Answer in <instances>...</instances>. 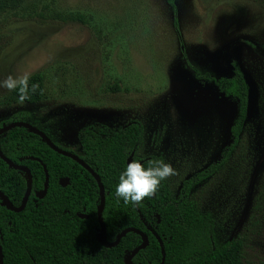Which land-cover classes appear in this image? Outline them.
<instances>
[{
	"label": "rangeland",
	"instance_id": "1",
	"mask_svg": "<svg viewBox=\"0 0 264 264\" xmlns=\"http://www.w3.org/2000/svg\"><path fill=\"white\" fill-rule=\"evenodd\" d=\"M175 5L177 28L167 0H22L0 10V80L41 73L44 85L40 101L23 104L0 88V122L26 111L20 121L79 154L81 127L139 120L138 155L177 170L167 179L175 194L219 159L236 115L234 100L187 63L218 78L235 62L248 85L240 141L191 197L214 217L218 242L240 235L243 264H264V0ZM32 7L42 16H28Z\"/></svg>",
	"mask_w": 264,
	"mask_h": 264
},
{
	"label": "trees",
	"instance_id": "2",
	"mask_svg": "<svg viewBox=\"0 0 264 264\" xmlns=\"http://www.w3.org/2000/svg\"><path fill=\"white\" fill-rule=\"evenodd\" d=\"M21 2L0 0V10L4 11L9 5L13 8ZM167 3L173 26L177 28L175 0H167ZM28 13L30 17L42 16L34 7ZM73 18L71 14L63 17ZM187 65L197 79L214 84L236 103V115L230 126V142L223 148L217 161L183 180L177 193L171 191L166 179L153 197L134 205L125 204L115 196L119 175L126 168L128 157L134 152L133 159L139 160L145 167L149 161H163L161 155H137L144 136V126L139 120H133L117 130L99 123L82 128L78 136L82 151L79 156L98 174L104 187L102 220L107 241L113 242L126 227L138 228L147 235L148 244L133 256L134 263L243 264L242 237L238 235L218 242L214 217L200 209L197 201L191 197V191L216 173L239 144L247 117L248 85L234 63L231 76L218 78L200 73L189 62ZM32 84H38L39 88L36 93L29 91V99L25 102L35 103L43 98L41 73L30 74L29 88ZM11 92L18 99V92ZM29 114L26 111L15 112L0 122V127L20 121ZM0 151L12 162L27 166L32 178V192L23 210H10L0 198L3 264H125L124 257L141 243V236L128 232L114 247L107 248L100 244V226L96 215L99 187L85 168L51 149L40 136L24 127H13L2 133ZM30 156L40 159L48 172L46 194L36 201L33 191L43 188L45 175L40 162L26 158ZM61 177L69 179L66 186L59 184ZM26 186L25 172L12 168L0 158V190L13 205L21 203ZM78 213L87 214L88 217L80 218Z\"/></svg>",
	"mask_w": 264,
	"mask_h": 264
},
{
	"label": "water",
	"instance_id": "3",
	"mask_svg": "<svg viewBox=\"0 0 264 264\" xmlns=\"http://www.w3.org/2000/svg\"><path fill=\"white\" fill-rule=\"evenodd\" d=\"M13 127H24L26 129H28L29 131L37 134L38 136H40L50 147L51 149H53L54 151H56L57 153L69 157L71 159H73L74 161H76L77 163H79L83 168H85L96 180L98 187H99V205L97 207V221L99 223L100 226V234L98 237V241L100 242V244L104 247L110 248V247H114L116 246L121 238L128 232H134L137 233L138 235L141 236V243L139 245H137V247H135L128 255H126L124 257V263L125 264H143V263H134L132 261L133 256L141 249L145 248L148 244V237L147 235L139 230L138 228L135 227H126L124 229H122L116 236L115 240L113 242H108L106 239V227L105 224L102 220V211L104 208V204H105V192H104V187L103 184L100 180V177L98 176V174L81 158L79 157L76 153L60 148L59 146H57L49 137L46 133H44L43 131L39 130L38 128L34 127L33 125H31L28 122H24V121H13L10 122L6 125H3L0 127V135L4 132H6L7 130L13 128ZM132 154H130V156L127 159V164L132 160ZM0 158L6 162L9 166H11L14 169L17 170H21L24 171L26 176H27V186L25 189V193L23 196V199L21 201V203L18 206H15L12 204V202L10 201V199H8V197L4 194V192H2L0 190V198L3 199L2 203L4 205H6L10 210L14 211V212H19L21 210L24 209L26 202L29 198V195L31 193V183H32V178H31V174H30V170L28 169L27 166L23 165V164H16L14 162H12L9 158H7V156H5L1 151H0ZM27 159H34L38 162L41 163L43 170H44V183H43V188L36 191L35 192V196L36 198H43L46 194L47 191V187H48V172L46 169V165L44 163H42L40 161V159L36 158V157H26ZM69 183V179L67 177H61L59 178V184L61 186H66ZM81 217H86V215L84 214H80ZM1 256H2V250H1V246H0V264H2L1 261Z\"/></svg>",
	"mask_w": 264,
	"mask_h": 264
},
{
	"label": "clouds",
	"instance_id": "4",
	"mask_svg": "<svg viewBox=\"0 0 264 264\" xmlns=\"http://www.w3.org/2000/svg\"><path fill=\"white\" fill-rule=\"evenodd\" d=\"M30 73L13 76L9 74L0 80V88L18 92V100L23 104L29 99V91L36 93L38 84L29 88ZM178 175L177 170L170 163L164 161L148 162V166L139 160H131L119 175V182L115 188V196L125 204L139 205L144 199L153 197L161 182Z\"/></svg>",
	"mask_w": 264,
	"mask_h": 264
},
{
	"label": "flooded vegetation",
	"instance_id": "5",
	"mask_svg": "<svg viewBox=\"0 0 264 264\" xmlns=\"http://www.w3.org/2000/svg\"><path fill=\"white\" fill-rule=\"evenodd\" d=\"M232 63H234L235 65H237L235 62H232ZM238 66V65H237ZM238 68H239V66H238ZM240 69V68H239ZM241 70V69H240ZM242 72V71H241ZM133 120H136V119H131V120H129V121H127V122H125V123H123V124H121V125H117V126H115V127H109V126H107V125H105V126H107V127H109V128H111V129H115V130H117V129H119V128H124L127 124H129L131 121H133ZM91 124H95V123H90V124H88V125H85V126H83V127H81L79 130H78V132H77V135H76V137H77V140H78V142H79V139H78V136H79V131L82 129V128H84V127H86V126H89V125H91ZM79 146H80V143H79ZM80 150H81V147H80ZM73 152V151H72ZM75 153V152H74ZM81 153H82V151H81ZM81 153H79V154H81ZM133 153V155H134V152H132ZM131 153V154H132ZM77 154V153H76ZM79 154H77L78 156H79ZM133 155H132V160H133ZM137 155H138V152H137ZM139 156V155H138ZM147 156V155H146ZM80 157V156H79ZM22 159V158H21ZM17 164V163H16ZM36 191H38V190H34L33 191V194H34V201H36L37 199H39V198H36V196H35V192ZM31 192H32V190H31ZM31 194V193H30ZM80 214H83V213H78V215H79V217L80 218H87L88 217V215L87 214H84V215H86V217H81L80 216ZM96 215H97V213H96ZM8 222V224L10 223V221H7ZM3 240V237H2V233H1V231H0V246H1V241ZM2 250V249H1ZM1 261H2V264H3V253H2V256H1Z\"/></svg>",
	"mask_w": 264,
	"mask_h": 264
}]
</instances>
